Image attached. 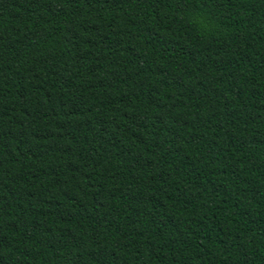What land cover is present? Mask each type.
Wrapping results in <instances>:
<instances>
[{"label":"trees","instance_id":"1","mask_svg":"<svg viewBox=\"0 0 264 264\" xmlns=\"http://www.w3.org/2000/svg\"><path fill=\"white\" fill-rule=\"evenodd\" d=\"M0 264H264V0H0Z\"/></svg>","mask_w":264,"mask_h":264}]
</instances>
